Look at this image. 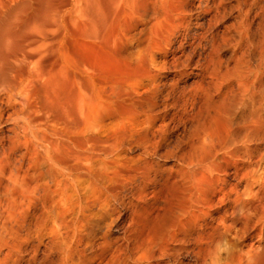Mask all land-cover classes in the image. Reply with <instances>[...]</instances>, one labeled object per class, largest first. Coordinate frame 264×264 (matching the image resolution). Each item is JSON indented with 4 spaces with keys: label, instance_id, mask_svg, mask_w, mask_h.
I'll list each match as a JSON object with an SVG mask.
<instances>
[{
    "label": "rangeland",
    "instance_id": "1",
    "mask_svg": "<svg viewBox=\"0 0 264 264\" xmlns=\"http://www.w3.org/2000/svg\"><path fill=\"white\" fill-rule=\"evenodd\" d=\"M142 1L95 136L0 146L8 264H264V0ZM222 102L236 143L200 161Z\"/></svg>",
    "mask_w": 264,
    "mask_h": 264
},
{
    "label": "bare ground",
    "instance_id": "2",
    "mask_svg": "<svg viewBox=\"0 0 264 264\" xmlns=\"http://www.w3.org/2000/svg\"><path fill=\"white\" fill-rule=\"evenodd\" d=\"M139 7V0H0V146L36 139L44 152L62 153L94 137L106 104L120 100V35L125 23L134 25ZM234 110L217 105L205 129L210 143L193 146L200 161L236 143ZM6 240L1 236L0 264H8Z\"/></svg>",
    "mask_w": 264,
    "mask_h": 264
}]
</instances>
